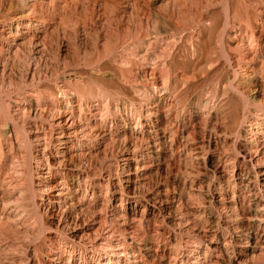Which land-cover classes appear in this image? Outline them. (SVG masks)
<instances>
[{
  "label": "bare ground",
  "instance_id": "bare-ground-1",
  "mask_svg": "<svg viewBox=\"0 0 264 264\" xmlns=\"http://www.w3.org/2000/svg\"><path fill=\"white\" fill-rule=\"evenodd\" d=\"M0 264H264V0H0Z\"/></svg>",
  "mask_w": 264,
  "mask_h": 264
}]
</instances>
